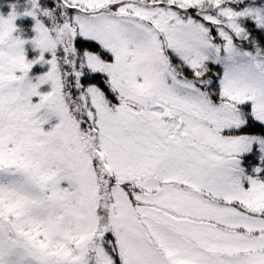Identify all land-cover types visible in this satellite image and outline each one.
<instances>
[{
	"label": "snow or ice",
	"instance_id": "1",
	"mask_svg": "<svg viewBox=\"0 0 264 264\" xmlns=\"http://www.w3.org/2000/svg\"><path fill=\"white\" fill-rule=\"evenodd\" d=\"M0 264H264V0H0Z\"/></svg>",
	"mask_w": 264,
	"mask_h": 264
}]
</instances>
